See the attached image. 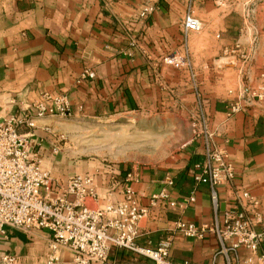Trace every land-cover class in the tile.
Segmentation results:
<instances>
[{"label":"crops","instance_id":"crops-1","mask_svg":"<svg viewBox=\"0 0 264 264\" xmlns=\"http://www.w3.org/2000/svg\"><path fill=\"white\" fill-rule=\"evenodd\" d=\"M146 3L154 10L139 15ZM193 13L202 29L183 38V0H0V114L21 115L42 92L65 94L71 117L35 119L29 135L31 146L44 168L63 180L71 174L89 173L101 198L113 203L123 199L125 175L137 193L138 206L148 207L151 194L165 189L171 200L194 191L195 201L185 208L159 200L138 223L139 246L154 247L171 236L168 259L179 263L226 264L215 255L218 244L212 234L187 238L174 231L181 219L196 226L214 221L209 189L195 186L191 170L202 161V145L196 140L163 167L129 170L101 162L73 163L53 153L55 138L67 139L68 126L82 119L120 120L144 116L151 120L183 119L201 109L213 134L214 146L226 151L234 169L231 183L217 188L221 222L224 212L238 209L236 199L245 192L258 201L264 229V103L248 95L262 83L264 71V0H195ZM131 40L136 41L129 48ZM224 54L225 48H234ZM127 50L132 51L127 56ZM228 56V57H227ZM89 69L94 78L81 79ZM200 92L196 97L190 74ZM238 102L240 110L229 113ZM70 122V123H68ZM172 177L173 185L165 179ZM244 202V200H243ZM50 233L4 227L0 232V256L14 255L17 264H43ZM261 250L264 253V245ZM240 258L248 253L239 250ZM70 264L71 255L59 252ZM103 264H153L126 250L112 248Z\"/></svg>","mask_w":264,"mask_h":264},{"label":"built area","instance_id":"built-area-1","mask_svg":"<svg viewBox=\"0 0 264 264\" xmlns=\"http://www.w3.org/2000/svg\"><path fill=\"white\" fill-rule=\"evenodd\" d=\"M195 0H183L185 14L181 26L183 38L202 29L201 21L195 17ZM154 10L146 3L140 12V19L146 18ZM131 40L129 48H134ZM234 48H225L230 55ZM127 56L132 55L127 50ZM81 79L94 78L92 70L85 69ZM263 80L258 87H250L248 95L258 103H264ZM191 87L197 98L200 96L195 75L190 74ZM240 110L238 102L229 105V113ZM21 115L0 114V232L4 227L29 232L47 230L50 238L47 243L48 254L43 264H63L59 252L70 253V264H103L112 248L126 250L144 257L153 264H193L188 261L174 263L169 261L171 236L160 240L154 247L139 246L138 223L148 214L149 207L156 206L159 200L170 207L185 208L195 201L194 191L179 201L171 200L165 189L151 194L148 207L138 206L137 193L128 182L135 178V172H128L122 187L123 199L113 203L110 197L101 198L94 184L92 174H71L63 180L52 176L50 170L42 165V158L34 151L29 135L23 132L33 127L35 119L71 117V106L67 95L42 92L38 99L22 107ZM191 138L187 143L200 141L202 161L191 170L195 186L206 184L214 221L211 225L196 226L177 219L174 231L187 238H202L212 234L218 244L216 255H222L226 264H264V229L257 227L262 216L257 211L258 201L245 192L236 199L238 209L225 211L222 221L216 219L219 211L217 188L231 183L234 178L233 166L226 160V151L212 143L213 134L209 129L204 112L199 109L189 120ZM65 137L57 135L53 153L59 152V145ZM166 186L173 185L172 177L165 179ZM244 200V202H243ZM239 250L248 256L240 258ZM215 259L212 260L214 264ZM0 264H17L11 254L0 256Z\"/></svg>","mask_w":264,"mask_h":264},{"label":"rangeland","instance_id":"rangeland-1","mask_svg":"<svg viewBox=\"0 0 264 264\" xmlns=\"http://www.w3.org/2000/svg\"><path fill=\"white\" fill-rule=\"evenodd\" d=\"M169 122L141 115L73 121L67 139L59 145L60 152L74 164L101 162L129 170L163 167L184 151L191 138L189 122L174 119L172 127Z\"/></svg>","mask_w":264,"mask_h":264}]
</instances>
